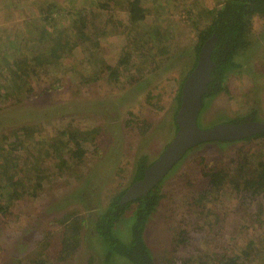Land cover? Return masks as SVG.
<instances>
[{"label": "rangeland", "instance_id": "obj_1", "mask_svg": "<svg viewBox=\"0 0 264 264\" xmlns=\"http://www.w3.org/2000/svg\"><path fill=\"white\" fill-rule=\"evenodd\" d=\"M91 1L0 0V68L15 53L9 41L23 46L25 39H36L26 32V27L31 30L27 26L31 16L40 15L34 2H49L63 9L62 15L81 7L87 14H100ZM141 1L148 20L162 24L170 34L166 54L147 60L131 52L129 41L136 31L127 25V0L115 1L113 17L102 14L97 18L101 27L93 37L95 48L69 54L41 76L28 94L14 96L5 91L7 95L0 98V145L3 138L9 142L16 136L25 139L22 128L26 126L34 134L30 145L36 143V150H29L24 162L29 172L23 181L32 188L15 199L6 213H0V264H100L101 242L95 243L90 236L93 212L106 208L128 187L131 174L127 169L138 153L150 150V157L156 159L172 137L169 122L176 114L178 89L187 73L184 64L194 55L209 20L195 11L189 21L182 6L220 9L227 0H175L173 6L163 0ZM67 25H60L57 36L66 32ZM249 40V48L241 54L247 55L245 68L227 75L201 114L202 127L253 114L257 121H264V22L257 17ZM121 59L128 60L129 67ZM64 130L77 134L84 155L68 165L59 159L52 165L46 147ZM246 154L256 163L264 155V139L203 146L189 152L168 173L159 185L158 204L143 233L154 264H179L199 254L201 262L221 264L263 234L260 198L240 200L227 189L212 196L204 177L210 170L231 171ZM121 220L115 230L128 235ZM128 220H132L130 214ZM64 222H71L69 229ZM67 236L70 246L64 244Z\"/></svg>", "mask_w": 264, "mask_h": 264}, {"label": "trees", "instance_id": "obj_2", "mask_svg": "<svg viewBox=\"0 0 264 264\" xmlns=\"http://www.w3.org/2000/svg\"><path fill=\"white\" fill-rule=\"evenodd\" d=\"M115 1L121 2V0H92L91 4L101 10V13L96 15L91 14V12L87 14L83 7L62 15L63 9L57 8L49 2L45 5L34 2L36 12L40 15L38 17L37 15L31 16V21L27 25L30 24L31 30L26 27V32L36 39H25L23 46H19V43L15 41H9V46L15 53L11 59H7L5 62L4 56L1 54V61L4 64L0 68L2 81L0 82V98L4 97V94L7 95L5 91L13 93L14 96H20L21 93L28 94L34 90L32 85L34 87L38 85L41 76L47 74L49 69L51 70L56 65L61 64L69 57V54L95 48L97 45L93 37L96 36L101 27L97 24V18L101 17L102 14L105 16L110 14V17H113L116 12L114 9ZM163 1L166 5L173 6L175 4V0ZM141 2V0H127L126 18L127 25L135 26L134 30L136 31V35L129 41L133 46L131 52L140 54L148 60L168 52L167 41L170 34L165 28L162 29V24H153L148 20L146 8L141 5ZM185 5L182 7L185 8L189 21L193 19L195 11L209 19L206 28L199 36L194 54L199 53L203 43L210 37H216V43L211 53V59L216 65L211 73V83H209L210 95H212L222 88L220 84L223 85L230 72L236 73L242 69L243 62L235 60L234 55L239 54L240 50H246L251 43L249 30L252 27L253 19L257 17L264 22V0H227L222 8L212 10L200 7L187 9ZM94 15L95 19L92 20ZM63 22L68 23L67 30L57 36V30L60 29ZM140 55L137 57L138 59L141 58ZM129 58L131 56L128 55L127 59ZM127 61L121 59L119 62L125 67H129ZM176 100V110L178 111L181 102L180 91ZM254 116L255 114H253V118ZM22 129L26 132L25 139L20 140L16 136L13 142H9L3 138L0 145V213L3 214L9 210L15 199L23 197L32 188L29 186L31 184H27L28 181H23L28 176L26 173L29 172L28 165H25L24 162L30 157L28 155L29 150H36L34 148L36 143L32 145L29 143V140L34 136L31 134L33 130L30 126ZM75 135L77 134L64 130L57 135V138L52 139L54 143L48 144L45 150L50 152L47 156L50 164L55 165L56 159L66 165L73 160L82 159L84 151L80 140ZM259 139H264V133L244 139V141L251 143ZM229 144L231 143H216V145L221 146ZM203 146L206 145H201V147ZM39 149H44V147L41 146ZM24 154L28 156L24 157ZM250 155L243 156L231 171L226 169L210 170L204 173V177L208 181V188L213 191L212 196H216L227 189L240 200L246 197L260 198L263 202L261 207L264 216V155L256 163L249 160ZM148 165L146 161L143 166L140 165L136 177L141 178L143 169L147 168ZM5 175H10V179L5 178ZM159 185L151 190L147 196L126 203H121V197L124 194L122 191L111 199L106 208L93 212L95 215L92 219L90 236L95 238L92 240L95 243L101 242H99L100 246L98 247L101 256L100 264H121L120 259L129 264H154L143 240V233L148 217L158 204ZM129 214L132 220H128ZM120 218H122L121 222L125 223L124 229L128 235H118L115 230V224ZM70 224L71 222H64L65 228L69 229ZM78 227L80 228V225ZM78 227L75 226L76 229H79ZM69 241L67 236L64 244L70 246ZM182 241L180 240V242ZM36 264L43 263L38 261ZM179 264L207 263L201 262V255L199 254L198 257L194 256L193 260H183ZM221 264H264V230L261 236L248 241L238 254L227 256Z\"/></svg>", "mask_w": 264, "mask_h": 264}, {"label": "water", "instance_id": "obj_3", "mask_svg": "<svg viewBox=\"0 0 264 264\" xmlns=\"http://www.w3.org/2000/svg\"><path fill=\"white\" fill-rule=\"evenodd\" d=\"M215 43V36L203 43L196 66L182 84L181 102L175 117L177 134L156 158L157 160L146 169L143 178L127 189L121 203L147 196L161 183L186 151L200 144L233 142L264 133V122L249 121L241 124H218L208 128L199 127L202 97L209 92L208 84L212 80L211 73L215 68V63L211 60Z\"/></svg>", "mask_w": 264, "mask_h": 264}, {"label": "flooded vegetation", "instance_id": "obj_4", "mask_svg": "<svg viewBox=\"0 0 264 264\" xmlns=\"http://www.w3.org/2000/svg\"><path fill=\"white\" fill-rule=\"evenodd\" d=\"M211 38V37H210ZM209 38V39H210ZM208 39V40H209ZM249 47H247L246 48V50L248 49ZM246 50H242L241 51V53L242 52H244V51H246ZM241 53L240 54H235L234 55V57H235V60H237V61H241V62H243V65H242V69H244L245 68V63H246V58H247V55H243V56H241ZM245 54V53H244ZM246 56V57H245ZM191 57V59H190V61L187 63V64H184V66H185V69L187 70V73L185 74V76L183 77V79H182V82H181V85L179 86V89H178V92L180 91V93H181V87H182V84H183V82L186 80V78L190 75V73H191V71L194 69V67L196 66V63H197V59H198V54L197 55H193V56H190ZM212 60V59H211ZM248 60V59H247ZM213 61V60H212ZM214 62V61H213ZM215 63V62H214ZM215 67H216V65H215ZM238 74V73H237ZM242 76H245L244 74H242ZM211 83V82H210ZM222 86V83L220 84V87ZM210 86H209V84H208V90H209V92L208 93H206L203 97H202V111L204 110L205 111V107H209L208 106V104L210 103V102H212L211 101V99H214V97H215V95L218 93V91H216V92H214L212 95H210ZM252 94V93H251ZM177 95H178V93H177ZM210 95V96H209ZM207 96H209V97H207ZM176 99H177V97H176ZM176 102H177V100H176ZM202 111H201V113H200V116H199V122H198V125H199V127H201V125H200V122H201V114H202ZM177 110H176V114H177ZM176 114H174V116L172 117V119H171V123L169 122V124H171L172 125V128H173V131H172V137L171 138H167V140H166V142L163 144V147H162V149L160 148V153H159V155L157 156V158L162 154V152H163V150L165 149V147L169 144V142H171V140L173 139V137L175 136V134H177V131H178V127H177V124H176ZM244 114H246V113H243L242 115H244ZM236 118H238V117H236ZM253 115L252 116H246V115H244V118H242V119H235V120H224V118H223V120H221V121H219L218 123H215L214 125H218V124H226V123H228V124H241V123H244V122H249V121H252V122H264V121H257L256 119H255V121H253ZM211 126H213V125H211ZM210 126V127H211ZM204 128H208V127H204ZM262 134V133H261ZM258 135V134H257ZM240 142H245L244 141V139L243 140H238V141H233V142H229V143H231V144H233V143H240ZM159 143V141L158 142H153V144H155V145H157ZM224 143H226V142H224ZM211 144H216V143H211ZM231 144H229V145H231ZM160 145V144H159ZM202 145H206V144H202ZM207 145H210L209 143H207ZM201 148V144L200 145H198L197 147H195V148H193V149H190V150H188V151H186L183 155H182V157L179 159V161L174 165V167L171 169V170H173L174 168H175V166H178L182 161H184L185 159H186V156H187V154L189 153V152H191V151H193V150H198V149H200ZM154 151V145H153V147H152V152ZM150 154H151V151L149 150L147 153H138L135 157H134V160H133V162L131 163V165L129 166V168L127 169L128 170V172H129V174H131V177H130V182H129V185H128V187L125 189V190H123V192L125 193L126 191H127V189L130 187V186H132L134 183H136V182H138V181H140L142 178H143V176H144V173H145V171H146V169H148L157 159H155V158H153V157H150ZM152 159V160H151ZM147 162L149 165H148V167L147 168H145V169H143V172L141 173V178H138V177H136V174H137V172H138V168H139V166L140 165H142L143 166V164H144V162ZM141 162H143V163H141ZM127 170L125 171V174L127 173ZM171 170L169 171V172H171ZM168 175V174H167ZM166 175V176H167ZM165 176V177H166ZM137 178V179H136ZM164 180H165V178H164ZM164 180H162V181H164ZM161 181V182H162ZM159 184H161V183H159ZM158 184V185H159ZM157 185V186H158ZM156 186V187H157ZM124 195V194H123ZM123 197V196H122ZM121 197V198H122Z\"/></svg>", "mask_w": 264, "mask_h": 264}]
</instances>
